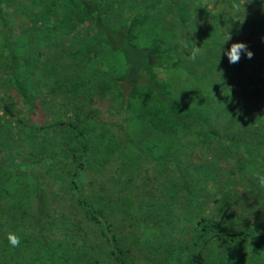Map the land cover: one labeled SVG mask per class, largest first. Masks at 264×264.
I'll return each instance as SVG.
<instances>
[{"label":"trees","instance_id":"16d2710c","mask_svg":"<svg viewBox=\"0 0 264 264\" xmlns=\"http://www.w3.org/2000/svg\"><path fill=\"white\" fill-rule=\"evenodd\" d=\"M160 1L0 0V264H264V0Z\"/></svg>","mask_w":264,"mask_h":264},{"label":"clouds","instance_id":"9594fccd","mask_svg":"<svg viewBox=\"0 0 264 264\" xmlns=\"http://www.w3.org/2000/svg\"><path fill=\"white\" fill-rule=\"evenodd\" d=\"M231 7L234 10V12L238 14L239 11H240V8H241V4L238 3V2H235V0H234V2L231 5ZM262 40H264V38H262ZM226 41H224V43ZM222 51H224L223 47H222ZM200 52H201L200 47L194 46L192 48V50H191L190 58L194 61L198 57ZM242 52L246 54V57L248 59H251L253 57V55H254L253 52L248 49V46L245 43H243V42L232 43L231 47H230V50H227L225 54L228 57L229 63L230 64H235V63H238L239 60L241 59V53ZM256 179H257L259 187L261 189H264V174L257 173L256 174ZM7 240H8V243L13 248H18L20 246V237L18 235H16L15 233H13V232H9L7 234Z\"/></svg>","mask_w":264,"mask_h":264},{"label":"rangeland","instance_id":"374dc122","mask_svg":"<svg viewBox=\"0 0 264 264\" xmlns=\"http://www.w3.org/2000/svg\"><path fill=\"white\" fill-rule=\"evenodd\" d=\"M127 1H129V3H131V2H134L135 0H127ZM165 1H171V0H161L160 1V5H158V6H156L157 8H163V9H165L164 7H166V6H164V2ZM205 1V0H204ZM208 1V0H207ZM209 1H211V0H209ZM214 0H212L211 2L212 3H214L213 2ZM218 3H221V2H219L218 0H216L215 1V4L218 6ZM127 5H126V2L125 3H123V4H121V10L123 11V13H125L126 11H127ZM158 12L157 13H159V10H157ZM160 12H162L163 14L162 15H164L163 17H165L166 16V14H164V10H161ZM81 30H82V32H84L85 30H84V28H80ZM163 74H165L164 72H163ZM141 193H143V192H141ZM57 224L58 225H60L61 223L60 222H57Z\"/></svg>","mask_w":264,"mask_h":264}]
</instances>
